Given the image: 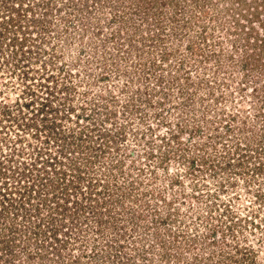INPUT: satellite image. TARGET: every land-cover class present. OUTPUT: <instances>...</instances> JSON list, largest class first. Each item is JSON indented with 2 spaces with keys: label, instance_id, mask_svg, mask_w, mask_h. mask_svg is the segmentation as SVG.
<instances>
[{
  "label": "rangeland",
  "instance_id": "obj_1",
  "mask_svg": "<svg viewBox=\"0 0 264 264\" xmlns=\"http://www.w3.org/2000/svg\"><path fill=\"white\" fill-rule=\"evenodd\" d=\"M261 22L0 0V264H264Z\"/></svg>",
  "mask_w": 264,
  "mask_h": 264
},
{
  "label": "trees",
  "instance_id": "obj_2",
  "mask_svg": "<svg viewBox=\"0 0 264 264\" xmlns=\"http://www.w3.org/2000/svg\"><path fill=\"white\" fill-rule=\"evenodd\" d=\"M257 13V12H256ZM13 21V20H12ZM262 30L264 31V22H261L260 24ZM253 29V28H252ZM251 35V34H250ZM260 35V33L256 30L255 33H254V36H253V40H254V43L253 45L251 46L252 49H255V47L257 48L258 45H260V47H263L264 46V37H262Z\"/></svg>",
  "mask_w": 264,
  "mask_h": 264
},
{
  "label": "built area",
  "instance_id": "obj_3",
  "mask_svg": "<svg viewBox=\"0 0 264 264\" xmlns=\"http://www.w3.org/2000/svg\"><path fill=\"white\" fill-rule=\"evenodd\" d=\"M6 202H8V201H2V203H4V204H5ZM6 204H7V203H6ZM6 208H7V207H6ZM0 211H1V209H0Z\"/></svg>",
  "mask_w": 264,
  "mask_h": 264
}]
</instances>
